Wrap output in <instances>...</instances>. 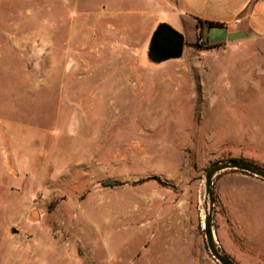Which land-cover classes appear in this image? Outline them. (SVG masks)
<instances>
[{
    "label": "rangeland",
    "instance_id": "obj_1",
    "mask_svg": "<svg viewBox=\"0 0 264 264\" xmlns=\"http://www.w3.org/2000/svg\"><path fill=\"white\" fill-rule=\"evenodd\" d=\"M155 29L119 0H0V264H218L204 175L264 167V38L156 64ZM212 211L264 264V181L220 174Z\"/></svg>",
    "mask_w": 264,
    "mask_h": 264
},
{
    "label": "crops",
    "instance_id": "obj_2",
    "mask_svg": "<svg viewBox=\"0 0 264 264\" xmlns=\"http://www.w3.org/2000/svg\"><path fill=\"white\" fill-rule=\"evenodd\" d=\"M119 4H134L142 14L151 15L155 27L172 28L182 36V51L195 44L197 36L207 46L264 38V0H119Z\"/></svg>",
    "mask_w": 264,
    "mask_h": 264
},
{
    "label": "water",
    "instance_id": "obj_3",
    "mask_svg": "<svg viewBox=\"0 0 264 264\" xmlns=\"http://www.w3.org/2000/svg\"><path fill=\"white\" fill-rule=\"evenodd\" d=\"M182 54V36L166 24H159L149 41L147 57L156 64L170 59H177ZM229 171L243 172L264 181V167L243 159H226L212 164L204 175V195L206 208L204 211L203 229L207 249L218 264H235L222 252L217 244L213 231L212 185L213 180L222 173Z\"/></svg>",
    "mask_w": 264,
    "mask_h": 264
},
{
    "label": "trees",
    "instance_id": "obj_4",
    "mask_svg": "<svg viewBox=\"0 0 264 264\" xmlns=\"http://www.w3.org/2000/svg\"><path fill=\"white\" fill-rule=\"evenodd\" d=\"M209 25H210V26H214V25L217 26L218 24H212V23H209ZM191 47H193V48H195V49H202V48H204V47H206V48L219 47V45H217V46H207V45H205V44L195 43V44H193ZM229 172H236V173H242V174H245V173H243V172H239V171H229ZM245 175H247V174H245ZM104 184L107 185V186H109V187H115V186H119V185H121L119 182H109V181L104 182Z\"/></svg>",
    "mask_w": 264,
    "mask_h": 264
},
{
    "label": "built area",
    "instance_id": "obj_5",
    "mask_svg": "<svg viewBox=\"0 0 264 264\" xmlns=\"http://www.w3.org/2000/svg\"><path fill=\"white\" fill-rule=\"evenodd\" d=\"M197 41H198L199 44H204V42H203V40L201 39L200 36H197Z\"/></svg>",
    "mask_w": 264,
    "mask_h": 264
},
{
    "label": "bare ground",
    "instance_id": "obj_6",
    "mask_svg": "<svg viewBox=\"0 0 264 264\" xmlns=\"http://www.w3.org/2000/svg\"><path fill=\"white\" fill-rule=\"evenodd\" d=\"M6 158V157H5ZM9 162V161H8ZM10 163V162H9Z\"/></svg>",
    "mask_w": 264,
    "mask_h": 264
}]
</instances>
